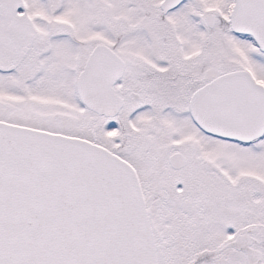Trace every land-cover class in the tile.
<instances>
[{
    "label": "snow or ice",
    "instance_id": "snow-or-ice-1",
    "mask_svg": "<svg viewBox=\"0 0 264 264\" xmlns=\"http://www.w3.org/2000/svg\"><path fill=\"white\" fill-rule=\"evenodd\" d=\"M0 264H264V0H0Z\"/></svg>",
    "mask_w": 264,
    "mask_h": 264
}]
</instances>
